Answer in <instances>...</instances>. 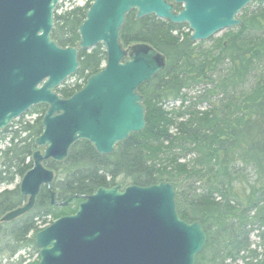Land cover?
<instances>
[{
  "label": "trees",
  "instance_id": "obj_1",
  "mask_svg": "<svg viewBox=\"0 0 264 264\" xmlns=\"http://www.w3.org/2000/svg\"><path fill=\"white\" fill-rule=\"evenodd\" d=\"M55 13L52 38L62 48H79V28L90 4ZM243 24L205 47L191 42L186 25L155 16L128 14L121 33L125 49L145 44L162 54L166 68L139 88L144 97L145 129L101 155L79 141L68 158L44 162L55 173L51 203L43 187L34 209L13 223H0V264L22 251H34L37 232L73 215L99 188L174 185L180 217L201 222L207 243L196 264H264V9L246 8ZM185 30H188L187 32ZM80 67L57 93L69 99L107 62L105 47L79 51ZM74 81V82H73ZM73 82V83H72ZM192 90L196 93L190 95ZM178 107L166 108L170 103ZM205 107V108H204ZM46 106L33 108L8 128L0 151V185L15 184L33 168L36 140L43 131ZM37 114L33 120L26 116ZM17 127V128H16ZM17 185L0 193V220L26 203ZM255 239V240H254ZM20 256L11 264H23Z\"/></svg>",
  "mask_w": 264,
  "mask_h": 264
},
{
  "label": "water",
  "instance_id": "obj_2",
  "mask_svg": "<svg viewBox=\"0 0 264 264\" xmlns=\"http://www.w3.org/2000/svg\"><path fill=\"white\" fill-rule=\"evenodd\" d=\"M95 0L79 28V48H62L52 38L60 0H0V135L32 108L47 106L44 131L36 140L33 168L20 191L28 201L6 214L11 222L31 212L43 187L52 190L55 173L44 162H64L79 141L101 155L146 127L141 86L166 68L165 57L145 44L125 49L121 33L129 13L189 26L191 42H205L242 25L238 18L255 0ZM264 3V0H260ZM102 44L105 68L69 99L56 90L74 76L79 51ZM174 185L100 188L85 198L75 214L38 232L40 264H196L207 235L201 222H186L177 207Z\"/></svg>",
  "mask_w": 264,
  "mask_h": 264
},
{
  "label": "rangeland",
  "instance_id": "obj_3",
  "mask_svg": "<svg viewBox=\"0 0 264 264\" xmlns=\"http://www.w3.org/2000/svg\"><path fill=\"white\" fill-rule=\"evenodd\" d=\"M88 0H78V1H76L75 0V3H78V4H75L73 7H81V6H83V4H86V2H87ZM63 8H62V10H60V12H63V11H70L73 7H72V5H71V3H69L68 2V0H63ZM262 6L264 7V3H262ZM259 8V4H252V5H250L249 6V11H251V12H254V11H256L257 9ZM186 32L188 31V30H185ZM227 31H223V32H221V33H219V34H217L215 37H213L212 39H214V41L215 40H217V39H219V38H221L225 33H226ZM211 44H212V41H206L205 42V47H209V46H211ZM67 82V81H66ZM65 82V83H66ZM74 82V81H73ZM72 82V83H73ZM194 93H196V90H192L191 92H190V95H193ZM179 106V103L178 102H176V103H170V104H168L167 106H166V108H168V109H171V108H173V107H178ZM205 108V107H204ZM36 117H38V115L37 114H34V115H28V116H26V121H29V120H33V119H35ZM17 128V127H16ZM11 135V134H10ZM10 135H8V136H4V138L3 137H1V139H0V151L1 150H4L7 146H8V143H9V138H7V137H9ZM41 151H43V149H41ZM20 183H21V181L18 179L16 182H15V184H13V185H10V186H7V185H4V184H1L0 185V193L1 192H3L4 190H6V189H8V190H13V189H15V187L17 186V185H20ZM56 200H57V198H56ZM15 222V221H14ZM13 223V222H12ZM9 224V223H8ZM255 240V239H254ZM20 256H23L24 257V262H23V264H34V262L37 260V255L35 254V252L33 251H22V252H20V254H19V256H16V258H14L12 261H8V259H5L4 261H3V264H11V262H15L16 260H18L19 259V257Z\"/></svg>",
  "mask_w": 264,
  "mask_h": 264
},
{
  "label": "flooded vegetation",
  "instance_id": "obj_4",
  "mask_svg": "<svg viewBox=\"0 0 264 264\" xmlns=\"http://www.w3.org/2000/svg\"><path fill=\"white\" fill-rule=\"evenodd\" d=\"M169 4H171L172 6H173V8H174V12L176 13V14H179L180 12H182L183 11V5H181V4H177L174 0H166ZM255 4H259V8L258 9H264V7L262 6V2H260V1H255L254 2ZM253 3V4H254ZM178 26H180V25H178ZM14 222V221H13ZM0 223H2L1 222V220H0Z\"/></svg>",
  "mask_w": 264,
  "mask_h": 264
},
{
  "label": "built area",
  "instance_id": "obj_5",
  "mask_svg": "<svg viewBox=\"0 0 264 264\" xmlns=\"http://www.w3.org/2000/svg\"><path fill=\"white\" fill-rule=\"evenodd\" d=\"M84 5V4H83Z\"/></svg>",
  "mask_w": 264,
  "mask_h": 264
}]
</instances>
